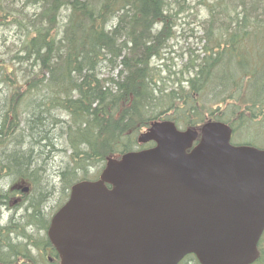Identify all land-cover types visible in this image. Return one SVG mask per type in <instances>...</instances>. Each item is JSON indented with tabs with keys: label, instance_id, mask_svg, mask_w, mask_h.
<instances>
[{
	"label": "trees",
	"instance_id": "trees-1",
	"mask_svg": "<svg viewBox=\"0 0 264 264\" xmlns=\"http://www.w3.org/2000/svg\"><path fill=\"white\" fill-rule=\"evenodd\" d=\"M187 1L0 0V177L29 179L37 190L10 226L0 196V264L29 257L58 188L68 200L75 183L98 179L108 158L140 149L153 121L183 129L217 121L235 135L260 134L264 0H204L202 34L184 39L197 48L173 49ZM59 135L65 167L40 198ZM259 250L255 264H264V235ZM181 264L200 263L189 255Z\"/></svg>",
	"mask_w": 264,
	"mask_h": 264
},
{
	"label": "water",
	"instance_id": "water-1",
	"mask_svg": "<svg viewBox=\"0 0 264 264\" xmlns=\"http://www.w3.org/2000/svg\"><path fill=\"white\" fill-rule=\"evenodd\" d=\"M219 122L200 131L152 123L110 158L100 180L75 184L49 238L61 264H255L264 234V150L233 146Z\"/></svg>",
	"mask_w": 264,
	"mask_h": 264
},
{
	"label": "rangeland",
	"instance_id": "rangeland-1",
	"mask_svg": "<svg viewBox=\"0 0 264 264\" xmlns=\"http://www.w3.org/2000/svg\"><path fill=\"white\" fill-rule=\"evenodd\" d=\"M211 2H213V0H210ZM204 0H188L187 1V6H183V8L181 9V11L184 12H178L179 14V18H178V24L177 26L179 27L178 30V34H181V37L183 39L182 42L174 45L173 49H176V47L179 45V49L181 48V46H184V48H189L190 46L193 45L194 49H196L197 47V42L196 39H191V36L188 37V42L185 43L184 39H185V35H190L192 33V31H197L199 34H202L200 32V27L203 21H205L208 18L207 12L203 6ZM179 41H175V43H177ZM171 45H173L171 43ZM202 47H199V49ZM178 49V50H179ZM2 51V48H0V52ZM223 107H225V105H223ZM257 126H255L256 128ZM244 131V130H243ZM60 134V133H59ZM235 135V134H234ZM251 141L254 142V144L256 145L257 148L261 149L264 147V124H263V128L260 131V134H255V133H249V132H243L242 134L239 132H237V134L235 135V140L233 142V144L235 142L237 143H250ZM55 146V153H57L56 155H50L51 158L48 159L49 161L47 162V172L44 173V179L43 181H45V183L42 184V187L45 188L46 187V181H50V179L53 177L57 176L58 178V174L59 172H61L63 170V168L65 167V158H64V139L61 138V136H58V139L56 140V138H53V142H52ZM54 162V163H53ZM101 172L102 170V166L96 167L95 169H91L92 173L96 174L97 172ZM7 177V179H2L0 181V187L4 185V183L7 185L14 182V181H19L18 184H20L22 187L27 186V182H32L29 179H20L15 177L14 179H11L12 177ZM58 181H60L58 179ZM6 185V186H7ZM60 191L61 188H59L58 190V195L55 197L52 206L54 207L52 209V212L61 207L63 204L66 203V199L63 198L61 199L60 197ZM58 206V207H57Z\"/></svg>",
	"mask_w": 264,
	"mask_h": 264
},
{
	"label": "flooded vegetation",
	"instance_id": "flooded-vegetation-1",
	"mask_svg": "<svg viewBox=\"0 0 264 264\" xmlns=\"http://www.w3.org/2000/svg\"><path fill=\"white\" fill-rule=\"evenodd\" d=\"M4 178H5L4 176L2 178L0 177L1 180ZM18 182L19 181H14L8 184L5 188H0V196L2 195L5 196V199L3 201V204L6 205L5 206L6 208L4 207L5 209L4 214L5 216H7L5 221L8 223L9 226L12 224L11 223L12 211L16 208V210H18L17 216H19L21 215L20 211H24L26 208L31 209V207L33 206L32 204L33 196L37 192L36 186L33 184V182H27V186L25 187H22L20 184H18ZM58 189L56 190V196L59 193ZM46 196H47V188L45 187L40 190V198L41 197L44 198ZM46 211L47 210H44V212L47 215V219L49 218L48 221L45 223L46 228L41 227L39 232L33 235L34 237L37 238L31 241V243L27 246L29 250L27 252L29 257L26 258L25 256H22L18 259L17 263L15 264H60L61 263L60 256L57 250L52 245L48 236L49 227L51 225L53 216L57 210L54 212V214H51L50 212L47 213Z\"/></svg>",
	"mask_w": 264,
	"mask_h": 264
}]
</instances>
